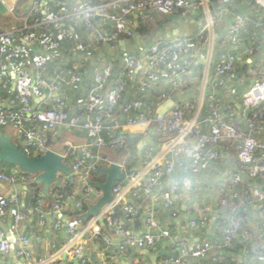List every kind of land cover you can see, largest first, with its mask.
Wrapping results in <instances>:
<instances>
[{
  "label": "built area",
  "instance_id": "1",
  "mask_svg": "<svg viewBox=\"0 0 264 264\" xmlns=\"http://www.w3.org/2000/svg\"><path fill=\"white\" fill-rule=\"evenodd\" d=\"M3 1L9 7L8 14L14 15L16 0L13 4ZM238 2L254 4L256 8L243 11L235 6ZM23 3L19 24L0 25V91H3L0 95V128H13L14 134L30 143L36 154L52 149L50 135L56 128L85 130L91 134V139L82 144L65 140V150L57 151L63 159L71 160L69 167L76 175L71 185L69 178L60 173L52 186L56 198L50 213L57 217V228L64 227L69 238L50 260L56 261L66 254L79 258L80 264H87L89 254L85 255L79 244L92 242L96 237L102 238L101 255L113 246L120 255L137 245L156 248L165 237L156 214L163 209L173 218L177 217L180 202L187 192L175 173L180 171L196 177L192 192L199 195L201 184H207L202 160L219 158L222 155L220 146L227 143L235 149L229 167L218 181L208 182L216 192L217 203L230 208V224L220 226L222 239L218 242L198 241L191 247L180 241L178 254L165 256L158 264H183L184 257L193 259V264H264V186L255 183L264 181V64L258 62L264 49V0H221L220 4L211 0H26ZM203 9L194 35L183 34L174 39L159 37L139 55L130 50L117 77H113L112 64L108 62L103 69L92 73L89 89L78 111L68 107L61 93L75 87L83 71L77 64L68 71H51L49 55L61 47L63 40L74 39L77 25L84 29L88 39L80 46L74 44L69 48L72 56L93 44L110 46L119 39H132L137 36L139 25L143 23L150 27L157 14L185 15L190 10H200L201 13ZM223 26L226 31L222 41L224 49L218 51L214 71L209 74L207 69L204 73L205 83L222 88L225 93L232 92L234 83H244V77L236 68L239 54L235 48L243 49V54L255 61L251 70L253 78L249 80L250 85L239 93L238 106L232 104L224 109L219 95H207V113L203 122L208 126L203 134H200L202 120L199 117L202 109L189 101L179 100L168 111L156 114L154 107L144 105L138 98L123 100L134 68H142L136 85L138 89L155 86L163 73L170 78L176 76L178 88L194 82L197 76L192 57L193 53H198V41L205 32L214 33ZM30 47L37 48L38 56L29 64L26 51ZM174 60L179 62L177 70L170 69ZM6 69L14 77L11 84ZM33 98H39L37 105ZM118 104L122 106L121 120L113 116ZM129 128L137 129L143 138L148 135L152 138L143 150V171L135 172L126 161L119 163L129 182L127 185L115 183L112 204L101 209L105 224L114 231L116 241L102 233L96 218H90L83 230L78 228L74 219L69 218L63 223L57 215L67 207L64 199L70 201L72 211H78L87 201L95 203L102 196V191L92 188L87 181L93 179L99 165L114 162L102 153L103 150H128ZM154 151L158 154L151 157ZM164 177L167 183L161 191L159 208H149L144 214L148 232L134 235L120 226L113 205H118L133 219L139 215L134 200L150 195ZM29 178L31 175L25 172L8 173L0 168V181L14 183ZM68 187H72L70 194L63 191ZM19 201L17 193L0 194V216L17 208ZM36 202L24 210H16L13 216L15 226L32 212L38 213L40 223H44L45 213L41 211L39 197ZM249 207L256 208L258 226L255 230H251L245 217L240 215ZM210 210L209 205L198 203L190 207L188 225L193 229L209 225ZM88 230L92 232L89 240L84 234ZM29 244V238L20 235L15 255L22 259V264H44L45 261L32 260ZM235 244L243 246L237 255L230 253ZM10 248L9 240L0 230V259Z\"/></svg>",
  "mask_w": 264,
  "mask_h": 264
},
{
  "label": "crops",
  "instance_id": "2",
  "mask_svg": "<svg viewBox=\"0 0 264 264\" xmlns=\"http://www.w3.org/2000/svg\"><path fill=\"white\" fill-rule=\"evenodd\" d=\"M212 2V1H211ZM24 4V3H23ZM219 4V3H218ZM236 7L243 11H252L256 8L254 4H241L236 3ZM27 5L25 6V9ZM204 12V9L199 11L190 10L185 15L178 13L170 14H157L155 15V21L150 27L141 23L137 31V36L132 39H119L122 43L115 45L112 43L110 46L91 45L89 49L83 51L79 50L76 56L69 54V48L74 45H81L87 41V34L83 28L77 25L76 36L70 41L63 40L61 47L57 51L52 52L49 55V66L51 71L64 70L68 71L73 64H77V67L82 69L83 75L77 82L75 87L61 93L66 99L67 105L71 110L78 111L79 105L83 100L86 92L89 89L91 83V76L95 70L103 69L108 62L112 64V75L117 77L120 69L124 64L125 56L131 50L137 55L141 54L147 49L151 43L157 38L164 37L168 39H174L183 34L194 35L200 15ZM226 37V31L224 26L220 29H216L214 33L205 32L201 40L198 41L197 47L198 53H193L192 67L196 72V79L194 82L187 83L182 88H178V78L168 77L166 73L161 75L159 82L148 89H138L139 76L141 75L142 68H134L131 70V81L124 93L123 100L131 101L134 99H140L144 105H149L155 108V112L161 114L171 109L176 102L179 100H186L193 104L195 107L200 106L201 113L199 115L203 123V118L207 113L206 109V97L210 93L219 95L222 99V107L225 109L229 105H239V93L248 87L252 77L251 70L254 67L255 61L249 60L243 54V49L235 48L234 51L239 54L236 61V68L240 75L245 79L242 85L234 83L233 90L231 93H225L222 88L213 87L209 82L205 83L203 78L204 73L208 69L209 74L214 71V65L217 60L218 51L224 49L222 41ZM245 38L247 36L245 35ZM77 42V43H76ZM38 51L36 47H30L26 51V57L29 64L33 59L37 58ZM260 59L258 62L264 64V49L262 55H259ZM179 62L174 60L170 64V69L177 70ZM169 69V70H170ZM7 74L8 79L13 82L14 77L9 72ZM247 80V81H246ZM3 91H0V95ZM33 102L37 105L39 98H33ZM121 104H118L113 112V116L116 120H121L123 117ZM205 123V122H204ZM208 124L205 123L206 130ZM8 133L13 136V139L18 142L19 146L30 154H36L33 146L21 140L14 134V129L10 126L4 128ZM131 141L134 142V149L132 151H114V149L103 150L102 153L107 155L112 161L123 163L126 161L128 166L140 173L145 168L143 159V150L146 144L141 134L137 132L135 128L127 129ZM139 135V136H137ZM91 139V134L85 130H64L63 128H56L50 135L49 145L55 151H64V141L71 140L75 144L86 143ZM222 155L217 158L206 157L202 160V169L204 177L207 180V184H201V191L199 195H194L192 192L193 183L196 181V177L191 174L177 171L175 177H177L182 185L187 190L185 197L180 202V212L177 217H172L170 212L161 209L157 214L156 218L165 232V237L161 239L156 248H147L142 245H137L134 248H129L125 255H120L116 246H113L105 255H101L100 251L103 248L102 238L96 237L92 242L83 241L79 247L83 250L85 255L89 254L90 261L87 264H158L160 259L165 256H173L178 254V243L184 241L188 247H191L198 241L221 240L223 234L220 226L228 224L232 217L228 208L223 207L216 201V192L208 185V182L218 181L222 172L228 169L231 159L234 154V148L227 143H223L220 146ZM157 151H154L151 157H156ZM65 163L70 165V159H64ZM2 170L8 173L20 172L17 167L9 166L3 163L0 167ZM148 175V173H146ZM35 179L34 175H31L29 180H18L14 183L8 181H0V194L5 196L12 193H17L20 196V201L17 208L9 209L7 214L0 216V223L3 227L0 230L3 231L5 238H7L14 249L18 246V237L20 235H26L29 238V252L33 261H45L44 264H67L62 259V255L57 258L56 261H51L50 257L56 253L67 241L69 234L64 227L58 229L56 226L57 217L51 215L53 209L55 195L51 187L48 195H40V188L33 185ZM261 181H256L258 183ZM166 177L161 180L157 186L153 189L150 195H145L134 200V205L139 211V215L136 219L128 218L127 214L123 213L128 220V225H124L128 231L134 235L146 234L148 232L144 214L149 208H159L161 202V191L166 187ZM264 186V184H263ZM33 196L39 197L41 200V211L45 213L44 223H40V217L38 213H30L27 219L21 220L18 226L14 225L13 216L16 210H24L28 206H32ZM64 205L66 208L62 209L57 215L58 218L65 223L69 218L74 219L78 223V228L83 230L84 225L88 222H83L78 217L84 213L88 206L93 201H87L84 205L87 206L85 211L71 212L72 205L69 200L64 199ZM189 202L187 205L186 203ZM209 205L211 210L209 211L210 224L199 229H193L188 225L190 215L188 210L195 204ZM186 210L184 211V207ZM244 215L247 221V225L251 230H255L258 226L255 219V207H249L244 209ZM116 215V214H115ZM117 216V215H116ZM119 219V217L117 216ZM101 231L104 234L110 235L114 238V231L106 226V229L101 227ZM85 238L88 240L92 238V232L84 233ZM116 241V240H115ZM234 255H237L234 253ZM70 258V257H68ZM8 259L9 264H18L21 258H18L15 254L11 257L10 252L4 254L1 260ZM23 262V261H22ZM21 262V263H22ZM193 259L188 257L183 258V264H193ZM261 264V263H256Z\"/></svg>",
  "mask_w": 264,
  "mask_h": 264
},
{
  "label": "water",
  "instance_id": "3",
  "mask_svg": "<svg viewBox=\"0 0 264 264\" xmlns=\"http://www.w3.org/2000/svg\"><path fill=\"white\" fill-rule=\"evenodd\" d=\"M9 13L8 5L0 0V16H6ZM115 45L122 43L116 41ZM158 114V113H156ZM205 123L201 125L200 134L205 132ZM152 135H148L144 138V142L151 141ZM5 163L9 166L17 167L20 171L30 175H34L35 179L33 185L40 188V195H48L51 187L55 184L59 174L66 175L69 178L71 185L74 184L75 173L71 171V168L65 163L62 155L53 150L47 149L40 154H29L24 151L13 139V136L3 128H0V167ZM103 175V180L89 179L87 182L92 188L102 191V196L95 202L88 206L87 210L82 213L78 218L83 222H86L90 218H96L98 224L103 229H106L104 218L101 214V209L106 204H112L113 193L112 188L115 183L121 182L123 185H127L129 180L127 174L122 165L116 162L109 163L107 165L101 164L98 166L96 176ZM93 197V196H92ZM189 202L186 203V205ZM113 212L119 217V225H128V220L123 214L121 208L118 205H113ZM186 210V206L183 208ZM0 227L3 225L0 223ZM4 228V227H3ZM11 257L15 254L13 245L9 250ZM62 259L67 264H80L79 258H68L66 254H62ZM19 261L18 264H22ZM1 264H9L8 259L1 260Z\"/></svg>",
  "mask_w": 264,
  "mask_h": 264
},
{
  "label": "trees",
  "instance_id": "4",
  "mask_svg": "<svg viewBox=\"0 0 264 264\" xmlns=\"http://www.w3.org/2000/svg\"><path fill=\"white\" fill-rule=\"evenodd\" d=\"M213 3H215V4H220L221 3V0H211ZM24 2V1H23ZM22 2V3H23ZM22 3H18V0H16V2H15V14L14 15H12V14H7L6 16H0V25H13V24H19L20 23V21H21V14H22V12L24 11L23 10V8H21L20 7V5L22 4ZM105 136L107 137V134H105ZM137 136H139V135H137ZM129 142H130V145H129V148H128V150L127 151H132L133 149H134V142L133 141H131V137H129ZM114 151H118L119 153L120 152H122L123 150L122 149H115ZM30 154V153H29ZM100 177H102V175L101 176H96V172L94 173V175H93V179L94 180H99V178ZM252 180H254V179H252ZM258 184L259 185H263L264 184V181H261V182H258ZM65 193H67V194H70L71 193V191H72V187H68V188H66V189H64L63 190ZM35 196H33V201H32V203H31V205H35L37 202H36V198H34ZM223 207H226V208H228V210H230V208L229 207H227V206H223ZM87 208V206L86 205H83L82 206V208L80 209V211L82 210V211H85V209ZM71 212L72 213H75L76 211H72V209H71ZM78 212V211H77ZM244 212L245 211H241L240 212V215L241 216H243V217H245V215H244ZM128 216V215H127ZM115 217L117 218V216L115 215ZM128 218H129V216H128ZM137 218V216L136 217H133V219H136ZM246 219V218H245ZM231 222V221H230ZM230 222L228 223V224H230ZM228 224H226V225H228ZM222 239V238H221ZM211 241V240H210ZM218 241H220V240H218ZM218 241H214V242H218ZM250 247H252V244L250 245ZM241 249H243V246L242 245H240V244H235L234 245V247L232 248V249H230V253L231 254H238L239 252H240V250Z\"/></svg>",
  "mask_w": 264,
  "mask_h": 264
},
{
  "label": "rangeland",
  "instance_id": "5",
  "mask_svg": "<svg viewBox=\"0 0 264 264\" xmlns=\"http://www.w3.org/2000/svg\"><path fill=\"white\" fill-rule=\"evenodd\" d=\"M13 1H14V0H7V2H8L9 4H13ZM23 1H26V0H18V3H22ZM103 179H104V177H103V175H102V177H100L99 180H103Z\"/></svg>",
  "mask_w": 264,
  "mask_h": 264
}]
</instances>
